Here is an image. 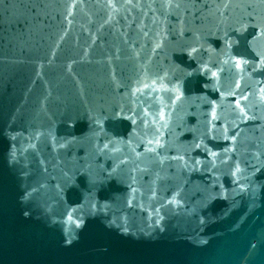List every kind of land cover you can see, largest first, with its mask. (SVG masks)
Instances as JSON below:
<instances>
[{"label":"water","instance_id":"obj_1","mask_svg":"<svg viewBox=\"0 0 264 264\" xmlns=\"http://www.w3.org/2000/svg\"><path fill=\"white\" fill-rule=\"evenodd\" d=\"M0 264H264V0H0Z\"/></svg>","mask_w":264,"mask_h":264}]
</instances>
